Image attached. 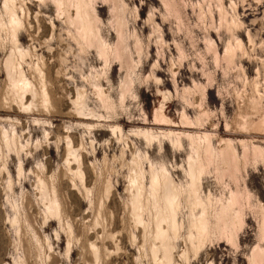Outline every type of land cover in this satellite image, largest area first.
Returning <instances> with one entry per match:
<instances>
[{
	"label": "rangeland",
	"instance_id": "374dc122",
	"mask_svg": "<svg viewBox=\"0 0 264 264\" xmlns=\"http://www.w3.org/2000/svg\"><path fill=\"white\" fill-rule=\"evenodd\" d=\"M19 1L24 60L0 27V264H164L150 170L189 182L188 135L238 151L207 166L201 185L225 200L239 189L243 219L236 236L215 231L195 254L184 205L171 264H250L264 250V0H92L107 58L67 18L73 6L68 15L52 0ZM11 54L47 102L29 94L20 104L5 70Z\"/></svg>",
	"mask_w": 264,
	"mask_h": 264
},
{
	"label": "bare ground",
	"instance_id": "6f19581e",
	"mask_svg": "<svg viewBox=\"0 0 264 264\" xmlns=\"http://www.w3.org/2000/svg\"><path fill=\"white\" fill-rule=\"evenodd\" d=\"M18 1L19 0H4V12L0 13V27L5 26L6 24L8 25L12 35L14 49L16 50L15 52H17L18 56H20V58L24 60V58L27 56V52L24 51L23 48H21L18 39L20 30L24 28V22H22L23 20H21V17L18 13V9H21V6H17ZM111 1L113 2V0ZM111 1L109 0V2ZM19 2L21 3V0ZM51 2H53V4H55L54 6L60 11H67L69 7L73 6L76 11V15L73 18L71 16L67 18H69V21L72 24L76 25L73 26L77 27L76 29H78L77 31L78 33H80L82 38L85 41L91 43L92 46L94 45L102 57L107 58L108 47L105 45V41L103 42L102 40L99 28V18L96 10L92 5V0H52ZM94 2L96 3V1ZM114 7H117V5ZM117 9H119V7ZM70 11V14L68 13V15H71ZM5 17L7 18L6 23ZM118 19L120 18L118 17ZM69 21L67 20V22ZM55 25L53 24V26ZM13 59L16 61L15 57L13 58V54H11V56H9L5 62V70L7 73L9 84L13 88V91L15 93L14 95L18 97L20 104L23 105L25 99L29 94H32L34 98H37L41 95L42 97H40L43 98V102H47L48 94L46 93V90H43L41 92L36 90L30 80L26 77L23 71V67L20 65L21 63L18 64L14 62ZM128 87L129 85L126 81L122 87L124 92L128 89ZM81 101L82 97L80 96L77 100V103ZM157 112L158 114H160L159 110ZM143 134L150 142L154 139L147 132ZM7 137L4 136L6 143ZM187 137L191 140L192 145L196 146L197 150L195 155L192 153L188 158V169L185 170V173L189 179V182L185 184L181 182H175L171 176V173H169V171L165 167H162L160 170H154V168H151L150 170L151 175L149 194L151 197L149 198L151 199V201H149L150 207H152L154 210L156 239H158V241L160 242L159 249L162 250L163 254V260L161 261V263L163 262L164 264L172 263V250L174 246H171V242L173 241V239L175 241V239L179 237V234L183 228L184 223H180L179 215L182 207L184 209V205L190 206L188 210L190 211V217L188 218L190 219L188 233L191 247L195 251V254L199 253L205 247V241L208 240L211 233L217 231L220 236H233L235 234L234 231L237 225L242 223V217L239 208V200L241 198L239 189H230V196L225 200L217 199L215 197L213 198L212 195L204 196L201 185V179L207 169V166L209 167L212 162L216 163L219 160L225 165H229L230 161H233L237 158L238 151L235 150L236 148L233 147V144L231 142H226V147H223L224 149H219V151H216V148H213L209 135H204L203 137H199L197 139L191 135H188ZM177 145L178 147L183 146L179 138ZM253 149L257 150L258 147ZM70 151H73V148H70ZM235 162H231V164ZM77 174L79 178L83 180V171L79 169ZM139 179H142V173L140 172V170H136L135 175L131 177V185L135 188L133 189L135 190V194L133 192L134 196L132 203L133 208L137 212L136 214H134L136 215L137 220L141 222L143 221L141 218V214H143L141 212L143 210L141 211L140 208L142 207V199L145 198H143V194H145V192L143 191L144 186L141 183V180L139 182ZM48 202L49 212L54 216H59V205L57 204L55 198L51 197ZM148 207L149 205H147V208ZM163 224H165L166 227H162ZM263 258L264 250L259 251L257 249L253 253V258L250 264H259L263 260Z\"/></svg>",
	"mask_w": 264,
	"mask_h": 264
}]
</instances>
